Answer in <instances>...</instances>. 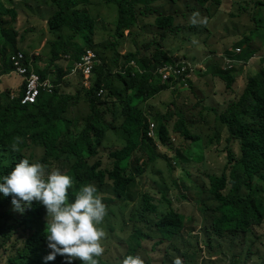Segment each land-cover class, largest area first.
Returning a JSON list of instances; mask_svg holds the SVG:
<instances>
[{"label": "trees", "instance_id": "1", "mask_svg": "<svg viewBox=\"0 0 264 264\" xmlns=\"http://www.w3.org/2000/svg\"><path fill=\"white\" fill-rule=\"evenodd\" d=\"M109 1L118 9L116 41L113 43L117 50L126 40L127 32L133 38H140L146 32L145 27H140L143 20L155 17L151 26L155 30L153 39L143 48L128 54L122 70L118 72L98 50L95 41L97 21L88 8H83L88 0L48 1L53 13L47 20V26L56 39L47 44L50 47L49 60L45 61L43 70L37 67L40 58H31L30 53L17 44L18 2L27 6L35 4L29 0H10L11 5L8 6L5 0H0V35L3 39L0 43V76L13 73L11 56L22 51L43 80L56 77L53 94L41 92L34 105H21L25 85L14 100H11L14 95L11 91L0 89V182L15 164L27 158L30 163L39 161L46 165L47 172L59 169L62 174L72 177L69 202L74 201L81 186L94 184L107 206V223L109 218L112 224L120 223L122 233L112 242L119 251L113 259L105 257L110 245L104 246L103 243L109 240L104 237L101 241L105 252L96 257L99 264H118L127 255H140L142 250L146 252L145 264H154L156 247L160 255H167L169 249L182 252L175 248V243L184 238L185 226L192 222L173 209L169 197L172 190L162 187V182L150 181L149 188L133 198L132 190L138 183L144 187V181L140 179L146 174L149 164L162 161L179 199L187 200V195L182 192L190 193L192 190L203 215L208 211L201 199L203 195L215 205L209 223L202 225L199 231L207 254L220 256V261L225 264H264V54L261 55L264 50V18L263 21L256 19L261 11L262 14L264 12V0H242L239 3L243 10H246V5L243 7L245 1L249 4V11L253 8L251 14L256 16H251L254 28L224 50V59L229 63L237 62L239 65L241 62L248 67L242 87H236L235 68L222 70L217 65L212 76L222 83V92L212 91L209 97L198 100L188 112L178 108L171 97L170 103L163 106L164 111H156V106L150 103L162 93L169 92L173 97L180 86H192L190 80H185L186 84L181 80L184 75L196 71L185 61L175 60L163 46L167 36L179 32V27L176 26V14L160 11L165 3L169 2L173 7L182 0ZM192 1L194 5L192 8L187 5L186 10L193 12L195 7H200L208 15L209 23H213L224 3V0ZM64 30L71 33L67 39L62 37ZM205 30L212 35L208 28ZM257 38L262 39L260 45ZM89 50L98 56L92 87L85 88L84 79L79 75L78 90L71 92V88L76 86L71 76H77L73 71ZM254 55L257 61H250ZM64 61L68 63L67 68L63 67ZM164 66L176 70L184 68L185 74L162 82L158 71ZM83 104L88 107L86 116L71 118V114ZM194 111L198 112L197 116ZM210 114L216 125L224 130L221 152L224 164L218 175L197 170L208 181L205 190L203 185L191 181V174L182 166L203 163L202 155L192 156V152H185V148L190 143L200 142L199 132L194 131L193 117H198L200 127ZM150 125H153V138L148 137ZM72 128L76 129L75 132ZM109 133L119 139L120 146H106ZM172 135L181 143L177 148L171 144ZM15 137H20L22 142L16 143ZM214 139L219 141L217 135ZM212 141H208L206 148H210ZM160 149L171 152L172 156L161 153ZM178 167L190 182L189 186L182 182L180 185L173 179V172ZM11 200V196L5 197L0 193V264H46L44 257L50 251L46 238V208L39 202H33L21 214L14 210ZM132 203L127 219L128 224L136 226L124 236L127 233L126 210ZM164 205L165 210H160ZM117 218L119 222L115 221ZM192 238L197 246L198 236ZM145 243L153 245L150 254ZM165 244L168 246L161 249L160 246ZM64 261L65 257L58 255L47 264H64ZM72 264L82 262L77 259ZM157 264L168 263L161 257Z\"/></svg>", "mask_w": 264, "mask_h": 264}, {"label": "rangeland", "instance_id": "2", "mask_svg": "<svg viewBox=\"0 0 264 264\" xmlns=\"http://www.w3.org/2000/svg\"><path fill=\"white\" fill-rule=\"evenodd\" d=\"M7 5L10 6V0H5ZM22 1V0H21ZM27 1V0H23ZM30 3H34L35 6H27L24 2H18V7H16L19 13L17 25H19V39L18 46L27 50V53L31 54H39L40 62L38 63V68L43 69L46 67L45 61L49 60L48 56V42H52L56 39L54 35H52L47 26V20L53 13L52 7L48 4L49 0H29ZM237 1V2H236ZM224 0L221 8L222 11L217 13L215 16V20L213 23H209L208 15L205 11H203L200 7H195V11L191 12L186 10L187 5L191 8L194 5V1L192 0H182L176 6H171L169 2L163 5V9L160 12L165 14L173 13L177 15L176 26L179 27V32L170 34L167 36L164 41V48L168 51V53L172 54L177 61H185L188 66L192 70L196 72L191 74V84L192 86L185 85L184 87L178 89L172 97L169 92L162 93V95H158L153 101H150L151 104H154L156 111H164V105L170 103V97L172 100H175L178 105V108H182V110L188 112L192 109L193 105L197 103L198 100L203 97H209L212 91L217 93L222 92L223 87L222 83L215 77L212 76V72L214 73V68H217V65L222 69H227L226 62L223 59H220L218 54L224 55V50L227 46H231L234 42H236L241 36L248 35L250 30L254 28L252 24L251 16L252 7L249 11V4L247 1L243 4V7L246 5V10H243L238 5L242 2V0ZM83 8H88L91 11V14L97 21V30L95 41L98 45V50L101 52L103 57L114 67L116 72L122 70L123 65L126 61V57L131 52H136V50L140 47L148 43L155 33V30L151 27L154 23L155 17H149L141 23L140 27H145L146 32L139 38H133L132 35H129V32L126 33V40L122 42V46L119 50L113 47V43L116 41L114 38V34L116 31V23L118 20V12L117 7L114 4H111L109 0H88V4L83 6ZM262 9H264L262 7ZM261 9V10H262ZM257 10V8H255ZM188 11V12H187ZM250 12V13H249ZM193 13H198L197 23L193 24L191 22L190 17H192ZM264 14V12H263ZM258 14L256 19H261L263 21L264 15ZM9 20V17H7ZM139 27V28H140ZM195 28V29H193ZM206 28L209 29L212 35L206 32ZM139 31V29H137ZM71 33L67 30L62 31V37L67 39ZM257 44L260 45L262 39H256ZM0 43H3L2 36L0 35ZM17 46V47H18ZM234 49V46L233 48ZM264 54V50L261 55ZM183 58V59H182ZM186 58V59H185ZM64 59V57H63ZM66 62V61H64ZM254 67H252V70ZM254 71V70H253ZM256 71V69H255ZM2 75V74H0ZM242 75V74H241ZM0 81V89L2 91H6V87H4L7 79H10V83L12 80H15V77L6 78L4 76ZM245 75H242L240 79L236 83L237 88H241L244 84ZM73 84H76L75 87L71 88V92H75L78 90V84L81 82V77L79 75L71 78ZM156 104V105H155ZM88 112L87 105H80L79 108L76 109L74 114H71V118H83L86 116ZM191 113H187L190 115ZM193 114L197 116L198 112L194 111ZM196 124V129L194 131H198L200 134V142L199 143H190L189 146L185 148V152L189 150L192 152V156L202 155L204 157V161L201 165L199 164H189L182 166L183 169L189 171L191 174V181L196 182L197 185L204 186L206 190L208 188V181L206 178L201 177L197 170L200 172L218 175L222 170V166L224 164V154H222V148L224 146V130L220 129L218 125L214 122L213 115L210 114L206 118V122L200 124L198 123V117H193ZM76 129L72 128V132H75ZM215 135L218 136L219 141L214 139ZM174 141L171 144L177 148L180 146V141L178 138L172 135ZM212 139V145L210 148H206L208 146V141ZM106 146L111 145V147L120 146V141L117 139L113 133L108 134V139L105 142ZM160 152L171 157V152L167 150L160 149ZM41 155V154H40ZM173 179L177 180L178 184L182 185L181 182L185 186H189L190 182L185 178L184 173L178 167L177 170L173 172ZM144 181V187H142L139 183L138 186L132 190L133 198L136 199L137 195L141 191H146L151 185L150 181H156L160 184L164 183L162 187H168L171 191L169 197L171 198L173 209L179 214L183 215L185 219L191 220V224L185 226L184 229V238L176 241L175 248H177L179 252L172 251L169 249L168 254L160 255L157 247L155 252L153 253V262L157 264L161 257L166 260L168 264H173V261L179 257L183 264H225L223 261H220V256H209L207 254V248L201 240L199 235V231L204 224L209 223V218L212 215L211 210L215 208V205L207 201L205 199L207 196L203 195L201 199L206 203V207L208 211L206 215H203L200 211L199 202L196 201V193L190 190V193H187L184 190L182 193L187 195V200L179 199L178 193L174 191L170 185V181L168 178V174L166 168L162 161H156L154 165L149 164V167L146 169V174L142 179ZM162 182V183H161ZM133 203L130 204L128 209L126 210V231L127 233L124 235H128L130 231L135 228V224H128V217L130 211L132 209ZM166 206H162L160 210H165ZM125 214V212H124ZM204 216H206L204 218ZM120 218V217H119ZM116 222L118 221L115 220ZM122 222V221H121ZM111 218H109V222L107 223V215L101 225L99 227L103 228L105 232V240H109L106 243H103L104 246H108L106 258H112L119 255V251L112 244V242L116 239H119L122 236L120 232L121 225L120 223L112 224ZM140 226V225H138ZM143 229V227H142ZM114 231V232H113ZM111 236V237H110ZM192 236H198L197 238V246H195V242ZM129 237V236H127ZM110 238V239H109ZM146 251L150 254L153 245L152 243H145ZM168 246L167 244L160 246V248H164ZM152 247V248H151ZM186 250V251H184ZM184 257H181V255ZM140 256L145 259L146 252L143 250L140 251ZM104 257V258H105ZM113 259V258H112ZM257 261V259H254ZM145 261V260H144Z\"/></svg>", "mask_w": 264, "mask_h": 264}, {"label": "clouds", "instance_id": "3", "mask_svg": "<svg viewBox=\"0 0 264 264\" xmlns=\"http://www.w3.org/2000/svg\"><path fill=\"white\" fill-rule=\"evenodd\" d=\"M198 15L193 13L190 17L193 24L198 22ZM33 56L39 57V54L30 55L31 58ZM225 64L227 69L232 68L229 63ZM49 79L54 81L56 77L50 76ZM24 85L26 91V84ZM84 86L91 89L92 84L90 87L86 84ZM14 99L15 96L12 95L11 100ZM14 140L16 143L22 142L20 137H15ZM15 146L14 144L13 147ZM46 167L39 161L30 163L27 158L20 160L8 175L2 177L0 193L5 197L11 196L14 210L21 214L33 202H39L46 208V238L50 249L44 257L46 264L55 260L58 255L65 257L64 264H72L77 259L82 264H99L96 257H101L105 252L101 243L105 232L99 225L108 214L107 206L102 202L94 184L81 186L74 201L69 202L68 190L73 186L72 177L62 174L59 169L47 172ZM118 264H145V261L139 254L127 255ZM173 264L183 262L177 257Z\"/></svg>", "mask_w": 264, "mask_h": 264}, {"label": "built area", "instance_id": "4", "mask_svg": "<svg viewBox=\"0 0 264 264\" xmlns=\"http://www.w3.org/2000/svg\"><path fill=\"white\" fill-rule=\"evenodd\" d=\"M239 51V50H237ZM98 56L97 54L89 50L82 60L77 63L75 70L73 71L74 75H80L84 79V84L87 87H90L92 84V78L94 75L95 67L97 66ZM11 62L13 65V74L23 79L26 84L25 96L23 97L21 104L22 105H33L37 102L42 91L53 93V81L52 79L47 78L43 80L35 71L32 61H27L25 53L18 51L16 54L11 56ZM185 74V69H173L171 66H164L161 70L158 71V75L161 78L162 82H168L170 78H179ZM191 72L183 76L181 80L184 84L185 80H190ZM103 94V92L101 93ZM149 137L153 136V126L149 127Z\"/></svg>", "mask_w": 264, "mask_h": 264}, {"label": "crops", "instance_id": "5", "mask_svg": "<svg viewBox=\"0 0 264 264\" xmlns=\"http://www.w3.org/2000/svg\"><path fill=\"white\" fill-rule=\"evenodd\" d=\"M229 46V45H228ZM262 49H264V47H262ZM229 50H230V47H229ZM218 56L220 57V59H223L226 63H229V60H227V59H224L225 58V56L224 55H222V54H218ZM250 61H257V56L256 55H254L253 57H252V60H250ZM68 63H66V62H64V64H63V67H65V66H68L67 65ZM233 68H235V70H236V73H234V77H236V82L235 83H237V81L240 79V77H242V75H245L246 73H247V71H248V67L247 66H245V65H242V63L241 62H239V65L237 64V62L236 63H233V62H231L230 61V63H229ZM234 64V65H233ZM237 64V65H236ZM239 67H242V70L239 68ZM65 68H67V67H65ZM43 70V69H42ZM242 74V75H241ZM5 76V75H4ZM4 76H0V81L4 78L5 79V77ZM15 77L16 79L15 80H12V82L10 83V79L11 78H9V77ZM6 78H9V79H7V82H5V84H4V87H6V89L5 90H9V91H11L13 94H14V96H16V95H18L20 92H21V90L23 89V87H24V81H23V79H21V78H19L18 76H16L15 74H10V75H6ZM71 78H72V76H71ZM153 101V100H152Z\"/></svg>", "mask_w": 264, "mask_h": 264}]
</instances>
